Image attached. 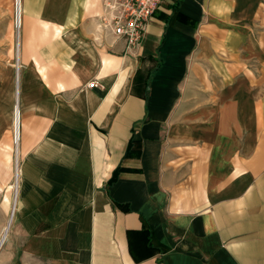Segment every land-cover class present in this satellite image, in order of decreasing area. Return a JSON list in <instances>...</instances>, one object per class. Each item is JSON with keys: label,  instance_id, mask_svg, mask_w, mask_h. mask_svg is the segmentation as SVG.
Here are the masks:
<instances>
[{"label": "crops", "instance_id": "1", "mask_svg": "<svg viewBox=\"0 0 264 264\" xmlns=\"http://www.w3.org/2000/svg\"><path fill=\"white\" fill-rule=\"evenodd\" d=\"M101 3L20 0L0 264H264V0H164L131 49Z\"/></svg>", "mask_w": 264, "mask_h": 264}, {"label": "built area", "instance_id": "2", "mask_svg": "<svg viewBox=\"0 0 264 264\" xmlns=\"http://www.w3.org/2000/svg\"><path fill=\"white\" fill-rule=\"evenodd\" d=\"M164 0H102L101 12L98 16L100 27L125 41L126 48H135L141 43L148 23L154 12ZM17 11L14 1V25ZM16 27V25H15ZM94 86V81L88 83ZM13 109V124L15 126ZM20 117L17 116V125ZM19 140V135H18ZM3 241L0 243V248Z\"/></svg>", "mask_w": 264, "mask_h": 264}, {"label": "rangeland", "instance_id": "3", "mask_svg": "<svg viewBox=\"0 0 264 264\" xmlns=\"http://www.w3.org/2000/svg\"><path fill=\"white\" fill-rule=\"evenodd\" d=\"M9 1L10 2H8V0H0V72L4 71V69H7V67H10V66L15 68L16 63L18 62L17 48H16V43H17L16 34H17V29L20 25V18H19L20 10H21L20 0H9ZM14 1H15V7L17 11V19L15 22L16 27L14 25ZM8 10L11 15V18H10L11 30L9 31V33L7 30V26L5 24V18H6L5 14ZM14 114L16 116L15 118V122H16L17 116H19L20 114L17 104L14 106ZM13 134L14 133H13V125H12V139H13ZM11 147H12V151H10L11 153L10 162H8L5 159L4 153L1 154L2 155L1 162L2 163L4 162L5 164H7V169L9 170V172L11 168L10 163H12V159L15 156L14 143L11 144ZM8 178L10 177H7V179ZM10 184H11V187L9 191H11V204H12L13 203V193H14V190H13L14 178L13 177L11 179ZM11 214L13 215V211L11 212ZM1 233H2V229L0 230V236H1Z\"/></svg>", "mask_w": 264, "mask_h": 264}, {"label": "trees", "instance_id": "4", "mask_svg": "<svg viewBox=\"0 0 264 264\" xmlns=\"http://www.w3.org/2000/svg\"><path fill=\"white\" fill-rule=\"evenodd\" d=\"M119 169V167H116L113 171V174H112V177L110 178V181L113 180V179H116V174H117V170ZM121 169V168H120Z\"/></svg>", "mask_w": 264, "mask_h": 264}, {"label": "bare ground", "instance_id": "5", "mask_svg": "<svg viewBox=\"0 0 264 264\" xmlns=\"http://www.w3.org/2000/svg\"><path fill=\"white\" fill-rule=\"evenodd\" d=\"M18 126H19V123H18ZM14 132H15V128L13 127V133ZM13 135H14V139H15V137H17V139H18L19 132H17L16 135L15 134H13Z\"/></svg>", "mask_w": 264, "mask_h": 264}]
</instances>
